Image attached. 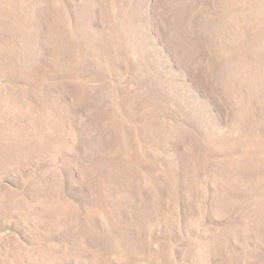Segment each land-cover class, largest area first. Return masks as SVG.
Masks as SVG:
<instances>
[{
    "label": "rangeland",
    "instance_id": "374dc122",
    "mask_svg": "<svg viewBox=\"0 0 264 264\" xmlns=\"http://www.w3.org/2000/svg\"><path fill=\"white\" fill-rule=\"evenodd\" d=\"M0 264H264V0H0Z\"/></svg>",
    "mask_w": 264,
    "mask_h": 264
}]
</instances>
